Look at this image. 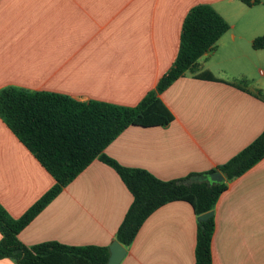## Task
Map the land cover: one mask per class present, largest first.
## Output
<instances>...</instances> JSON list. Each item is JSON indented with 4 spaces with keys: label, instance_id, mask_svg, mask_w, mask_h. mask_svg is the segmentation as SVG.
<instances>
[{
    "label": "crops",
    "instance_id": "crops-1",
    "mask_svg": "<svg viewBox=\"0 0 264 264\" xmlns=\"http://www.w3.org/2000/svg\"><path fill=\"white\" fill-rule=\"evenodd\" d=\"M259 1L0 0V92L54 93L127 108L154 94L173 121L129 127L104 154L163 181L214 170L264 130V49L252 48L264 35ZM197 5L210 6L229 29L193 70L158 92L176 59L183 20ZM54 183L0 117V205L19 218ZM131 202L115 171L96 159L18 239L26 246L109 247ZM213 212L211 264H264V158L227 182ZM197 223L186 202L161 206L120 264H195Z\"/></svg>",
    "mask_w": 264,
    "mask_h": 264
},
{
    "label": "trees",
    "instance_id": "trees-1",
    "mask_svg": "<svg viewBox=\"0 0 264 264\" xmlns=\"http://www.w3.org/2000/svg\"><path fill=\"white\" fill-rule=\"evenodd\" d=\"M247 6L259 0H239ZM229 25L208 5L192 7L185 16L179 50L172 67L157 84L166 90L197 60L213 51ZM254 50L264 49V35L252 42ZM0 117L18 140L33 154L55 183L19 218H12L0 205V260L16 264H106L108 247L69 246L59 242L24 245L18 234L66 185L94 160L106 164L118 175L132 196L115 239L129 247L145 219L171 202L188 203L196 215L214 211L227 182L240 177L264 158V130L249 145L214 170L186 178L163 181L150 172L128 168L104 154L105 148L129 127H166L173 121L169 108L154 94H148L134 108L103 102H79L54 93H29L14 88L0 92ZM219 172L224 181L211 182ZM191 180V181H190ZM190 181V182H189ZM215 230L214 216L197 223L195 264H211L210 246Z\"/></svg>",
    "mask_w": 264,
    "mask_h": 264
},
{
    "label": "water",
    "instance_id": "water-1",
    "mask_svg": "<svg viewBox=\"0 0 264 264\" xmlns=\"http://www.w3.org/2000/svg\"><path fill=\"white\" fill-rule=\"evenodd\" d=\"M209 180L211 182L220 183L224 181V177L219 172H214L210 174ZM214 215L213 211H210L208 213L202 214L197 217L198 222H204L207 221L209 218H211ZM109 251V257L106 264H120L121 261L126 256V249L123 247L120 243L117 241H114L110 244L108 247Z\"/></svg>",
    "mask_w": 264,
    "mask_h": 264
}]
</instances>
